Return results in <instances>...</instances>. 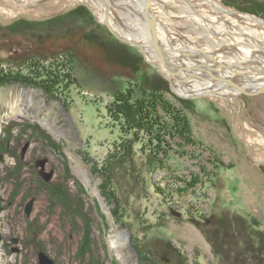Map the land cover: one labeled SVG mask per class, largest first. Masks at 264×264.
Segmentation results:
<instances>
[{"label": "rangeland", "instance_id": "1", "mask_svg": "<svg viewBox=\"0 0 264 264\" xmlns=\"http://www.w3.org/2000/svg\"><path fill=\"white\" fill-rule=\"evenodd\" d=\"M107 1L113 27L136 35L156 56L152 39L132 26L131 20L151 38L144 0H125L126 6ZM189 1L194 10L187 0H153L169 30L160 24L165 47L173 37L175 46L191 52L264 65V17L222 0H216L221 10L207 0ZM79 4L103 22L107 6L101 0H0V55L18 59L33 48L51 56L64 53L62 74L75 72L51 94L38 83L0 85V264H41V251L55 264H217L210 239L233 238L238 213L264 230V92L228 90L226 97L193 99L197 109L185 112L192 130L183 139L166 137L167 148L155 154L161 161L143 165L139 173L117 151L119 126L107 111L111 78L130 70L97 42L85 40L88 28L62 32L63 26L56 31L52 23L53 31L42 38L32 30L7 29L17 19L51 18ZM71 54L76 61L67 57ZM196 61L206 59L174 60L186 66ZM175 96L169 93L181 106ZM152 147L146 139L137 148L147 155Z\"/></svg>", "mask_w": 264, "mask_h": 264}, {"label": "trees", "instance_id": "2", "mask_svg": "<svg viewBox=\"0 0 264 264\" xmlns=\"http://www.w3.org/2000/svg\"><path fill=\"white\" fill-rule=\"evenodd\" d=\"M222 1L226 6L264 17V1L261 4L253 0ZM71 9L41 20L20 18L7 29L15 34L32 30L42 38L53 31L52 23L57 24L56 31L63 26L60 30L62 32H78L88 28L89 31L85 32L83 38L97 42L113 62L130 70L126 75L120 74L111 78L107 87L111 97L107 104L108 115L119 126L116 149L126 159L127 164L134 166L139 173L143 165L151 168L157 160L161 161V158H155V154L156 151L161 153L160 149L163 151L167 148L166 137L183 139L192 130L185 112L197 109L195 101L175 96L181 104L177 106L169 97V93H172L169 81L145 60L139 50L115 37L104 24L95 19L84 4ZM63 54L51 56L33 48L26 50L18 59L0 55V85L14 82L38 83L39 87L51 94L55 87L65 82L66 77L75 75V72L67 76L62 74L67 67L60 64ZM67 57L72 62L76 61L75 54ZM73 67H69V71H73ZM146 139L150 147L153 146L148 149L147 155L144 154V149L137 148L138 144L144 145ZM142 155H145L147 162L141 158ZM236 222L240 227H237V223L232 227L233 238L224 236L221 242L210 239L217 264H264V230L260 223L257 220H248L240 213L236 216Z\"/></svg>", "mask_w": 264, "mask_h": 264}, {"label": "water", "instance_id": "3", "mask_svg": "<svg viewBox=\"0 0 264 264\" xmlns=\"http://www.w3.org/2000/svg\"><path fill=\"white\" fill-rule=\"evenodd\" d=\"M107 7L105 10V17L103 20V24L109 29V31L117 37L122 42L133 46L137 50L141 52L145 60L153 66L158 72L169 81L171 91L179 97L189 98V99H198L203 98L206 96H216V95H223L224 97L228 96L223 94L224 91L233 90L236 91L237 94L243 93L247 95H256L264 92V79L260 80L258 85L250 86L249 84H244L240 82L235 75L240 76H248L250 80L256 81L255 78H252L250 74H247L243 70L239 71L240 68L242 69H252L254 72L258 73L260 78L264 77V65L257 66L251 64H243L242 61L237 62H230L226 63L224 61L218 60L209 52L205 50H196L194 52L188 51L186 49H181L175 46L170 39H168V45L162 43L160 37V24L164 25L163 22L157 17L153 0H144V17L148 24L149 33L152 39V43L154 45L155 57L156 60H152L148 57L146 46L140 43L136 39V35L129 36L128 34L124 35L119 33L111 24L109 19V11H110V4L107 0H101ZM88 5L87 2H84ZM224 12L228 13H237L240 12L239 10H228L223 9ZM223 12V11H222ZM251 18L256 19V15L252 13H248ZM259 21V19H256ZM260 22V21H259ZM264 23V22H261ZM165 26V25H164ZM167 32L169 33L168 28L165 26ZM177 54V55H174ZM193 56H201L205 58L206 61H196L195 64L192 65H182V63L177 64L174 60H179L185 57H193ZM217 69H226L229 73L233 72L234 75L228 74L225 76L213 74V71ZM188 73V74H184ZM261 75V76H260ZM211 80V81H218L221 84L220 87L218 86H205L202 88L190 90L186 86L191 81L200 82L201 86H203V82ZM177 86L183 92L182 94L179 93L177 90ZM30 206V205H29ZM27 206V212H30V207ZM40 260L41 264H55L53 259L50 257L48 253L45 251L40 252Z\"/></svg>", "mask_w": 264, "mask_h": 264}, {"label": "bare ground", "instance_id": "4", "mask_svg": "<svg viewBox=\"0 0 264 264\" xmlns=\"http://www.w3.org/2000/svg\"><path fill=\"white\" fill-rule=\"evenodd\" d=\"M89 1V0H88ZM208 1V3H210L211 5H214L215 6V8H218V9H220L221 10V6H220V4H218V2L216 1V0H207ZM121 2H123L124 3V5L126 6V5H128L127 3H125L126 1L125 0H121ZM187 2H188V6L191 8L192 7V10H194L195 9V5H194V3L193 2H191V1H189V0H187ZM72 10V9H71ZM141 10V9H140ZM123 16H126V13H124L123 12V14H122ZM127 17H129L128 15H127ZM131 20V19H130ZM253 21H255V22H258V20H254V19H252ZM132 21V26L133 27H135V28H139L141 31H143L144 32V37H145V40H148V41H150V37L148 36V33H147V31H146V29L144 30L143 28H140L139 27V25L136 23V22H133V20H131ZM144 27V26H143ZM140 37H142V35H139ZM172 37V36H171ZM173 38V37H172ZM172 38H170V39H172ZM152 44V43H151ZM263 48H264V46H263ZM146 49H147V53H148V57L149 56H153V58H155V56H154V52H153V50L151 49V47L150 46H148V47H146ZM182 49V48H181ZM208 52V51H207ZM150 54V55H149ZM244 54V53H243ZM247 54V53H246ZM249 55L247 54L246 55V57H248ZM241 59V58H240ZM242 60V59H241ZM243 64H245V63H243ZM239 71H241V69L239 70ZM244 72H246L247 74H250L251 76H252V78H255L256 79V81H253V82H259V80H260V77L258 76V73H256V72H253V73H250V72H247V71H244ZM222 76H225L226 75V73H225V75L224 74H221ZM232 75H234V73L232 72ZM235 77L237 78V75H235ZM241 77H243V76H241ZM240 82H242V83H244V84H247L246 83V81L247 82H249L248 84L250 85V86H253V85H251V84H253L252 83V80H254V79H252V80H250V77H248V76H244V78H237ZM261 79H264V77H262ZM207 83H206V85L205 86H218V87H220L221 86V84H218V83H212V81H210V80H208V81H206ZM180 86H177V88H179ZM231 91H233V90H231ZM36 152V151H35ZM51 197V196H50Z\"/></svg>", "mask_w": 264, "mask_h": 264}, {"label": "flooded vegetation", "instance_id": "5", "mask_svg": "<svg viewBox=\"0 0 264 264\" xmlns=\"http://www.w3.org/2000/svg\"><path fill=\"white\" fill-rule=\"evenodd\" d=\"M198 50H202V49H198ZM206 51V50H205ZM209 53H211V52H209ZM212 55V54H211ZM212 56H214L215 58H217L218 60H221V61H224L223 59H220V58H218L217 56H215L214 54L212 55ZM225 62V61H224ZM226 63H230V62H226ZM223 71H227L226 69H217L216 71H213V74H216V75H221V73H223ZM230 74V73H229ZM218 82V81H217ZM216 82V83H217ZM220 82H218V84H219ZM243 94V93H242Z\"/></svg>", "mask_w": 264, "mask_h": 264}]
</instances>
